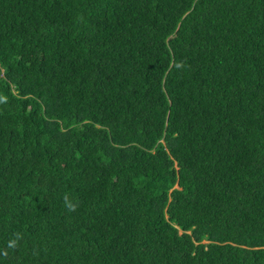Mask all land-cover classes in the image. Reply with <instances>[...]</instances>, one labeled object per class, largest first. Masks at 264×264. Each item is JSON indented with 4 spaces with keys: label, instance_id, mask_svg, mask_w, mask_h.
Listing matches in <instances>:
<instances>
[{
    "label": "trees",
    "instance_id": "1",
    "mask_svg": "<svg viewBox=\"0 0 264 264\" xmlns=\"http://www.w3.org/2000/svg\"><path fill=\"white\" fill-rule=\"evenodd\" d=\"M0 264H264V0H0Z\"/></svg>",
    "mask_w": 264,
    "mask_h": 264
},
{
    "label": "clouds",
    "instance_id": "2",
    "mask_svg": "<svg viewBox=\"0 0 264 264\" xmlns=\"http://www.w3.org/2000/svg\"><path fill=\"white\" fill-rule=\"evenodd\" d=\"M11 246V245H10Z\"/></svg>",
    "mask_w": 264,
    "mask_h": 264
}]
</instances>
